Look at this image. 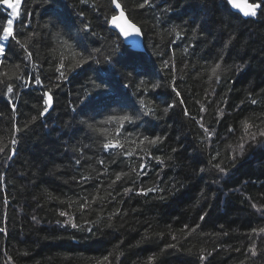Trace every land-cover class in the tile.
<instances>
[{"label":"trees","instance_id":"1","mask_svg":"<svg viewBox=\"0 0 264 264\" xmlns=\"http://www.w3.org/2000/svg\"><path fill=\"white\" fill-rule=\"evenodd\" d=\"M141 2L121 0L135 51L109 0H23L27 52L0 56V264H264V0L248 18L226 0Z\"/></svg>","mask_w":264,"mask_h":264},{"label":"snow or ice","instance_id":"2","mask_svg":"<svg viewBox=\"0 0 264 264\" xmlns=\"http://www.w3.org/2000/svg\"><path fill=\"white\" fill-rule=\"evenodd\" d=\"M82 2H84V0H82ZM22 3L23 0H0V5H2L6 10H10L8 12V17L6 18V22L3 23L2 25H0V41H4V42H8V41H14L16 44L20 45L22 48L25 49V51L27 52V48L25 46V44L21 43L20 38L18 37L17 33H16V23L17 21L20 19L21 17V13H22ZM111 9L113 11V14L111 15L110 19L108 17H106V20L108 21V23H110V25L115 28L118 29L119 34L121 36H123L126 40L132 36H140L142 35L141 29L135 25L134 22H131L129 20V18L126 15V11L124 9L123 4L121 3V0H109ZM150 0H142V2L138 5L139 8H144L146 5H149ZM226 5L230 6L232 9L238 10L239 13H241L244 17H256L257 16V10L260 9L262 6L260 3L258 2H248V0H226ZM27 25H25L26 27ZM84 30L88 31V26L85 25L84 26ZM6 53V46L3 43H0V56L5 55ZM28 59H31V53H28ZM87 62V58L81 56L78 60L79 64H83ZM167 66V65H166ZM65 68V64L63 63V61H61L59 67L57 68V71L59 72V79H63L65 77V71H63L62 69ZM221 68L220 63H216L214 67L211 68V74L213 76H217L218 77V70ZM0 75H4L6 76L8 79H11L12 77L9 76L7 73H3ZM13 75H15V73H13ZM16 79H20L19 76L16 77ZM24 84L31 86V81H23ZM35 85L37 86H42V81L39 78H36L34 81ZM0 84H4L3 80H0ZM155 87V86H154ZM173 91L176 92L177 96H180L179 91L176 90L175 87H173ZM14 93V88L12 86V84H7L6 85V93L5 95L9 97V102L11 103V96ZM45 99L43 101L45 107L43 108V110L40 112V116L45 115L48 111L49 108L52 105L53 102V97L50 94V92H45L43 93ZM253 103H255V101H253ZM144 102L141 101V105H143ZM169 107H174V105H169ZM203 110V109H202ZM13 111H15V106L13 105ZM165 112L168 111V108L164 109ZM149 112H145V115H148ZM185 114L187 115V111L185 112ZM37 117H32V120H36ZM110 121L113 122H117L120 127L117 128L116 133L114 136H112L111 138L106 137V142L103 143V149L105 151H111L114 149H120L123 147V145L121 144L120 140H119V136L121 135L120 132V128L123 127V122H130L132 120V117L128 116V115H123V116H119V117H109ZM203 127V125H201ZM91 127V125H90ZM245 127V135H251V139L255 140L256 139V134L254 133H249L248 132V128L250 127L249 124H247V122L244 125ZM205 133L208 135L209 138H211V133L209 132V130L207 128L204 129ZM230 131H232L230 129ZM260 136H264V131H261L259 133ZM160 139V137H153L152 139H148V137H145L144 140H148L149 143L154 144L156 143L158 140ZM144 141H140V143H143ZM11 144L15 145L16 144V140L12 139L11 140ZM239 148L241 150L240 154H242V150L244 148V144L241 143L239 145ZM5 151V148L0 146V153H3ZM15 154V149L13 148L11 150V155ZM11 155L9 156V159H11ZM235 158V157H233ZM159 159V158H157ZM77 163H79V161H77ZM101 163H103V161H101ZM146 165H141L140 166V174L143 175V171L146 168ZM215 167H217L220 171H224L223 168L220 167L219 164L215 165ZM201 171H204V169H201ZM117 180L120 179V175L117 174L116 177ZM126 191H130V189H126ZM149 191H152L151 189H149ZM253 208H257V205L253 204L252 205ZM259 210V209H258ZM61 216H64L65 213L61 212L60 213ZM71 226L73 228L78 227L77 224L72 223ZM0 231H3V229H0ZM253 233L256 234H260V233H264V227L259 228V229H253ZM250 251H252V254L255 255V245H253V248L250 249ZM201 259L203 260L204 257L201 256ZM103 260H107V257H104ZM10 264V262H9ZM98 264H102V262H98Z\"/></svg>","mask_w":264,"mask_h":264},{"label":"water","instance_id":"3","mask_svg":"<svg viewBox=\"0 0 264 264\" xmlns=\"http://www.w3.org/2000/svg\"><path fill=\"white\" fill-rule=\"evenodd\" d=\"M228 7H229V9H230L232 12L238 14V15L241 16L242 18H248V17H244L241 13L238 12V10L232 9L230 6H228ZM109 25H110V23H109ZM110 28L113 29V30H115V31H117L118 34H119L118 29L113 28L111 25H110ZM119 35H120V34H119ZM120 37H121V39L123 40V42H124L126 45L130 46L133 50H135V51H143V46H142V35H140V36L132 35V36H130L127 40H126L123 36H121V35H120ZM50 109H51V107L49 108V110H50Z\"/></svg>","mask_w":264,"mask_h":264},{"label":"rangeland","instance_id":"4","mask_svg":"<svg viewBox=\"0 0 264 264\" xmlns=\"http://www.w3.org/2000/svg\"><path fill=\"white\" fill-rule=\"evenodd\" d=\"M1 43L6 44V42H4V41H1Z\"/></svg>","mask_w":264,"mask_h":264}]
</instances>
